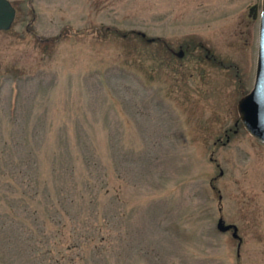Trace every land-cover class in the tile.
Segmentation results:
<instances>
[{
    "label": "rangeland",
    "instance_id": "obj_1",
    "mask_svg": "<svg viewBox=\"0 0 264 264\" xmlns=\"http://www.w3.org/2000/svg\"><path fill=\"white\" fill-rule=\"evenodd\" d=\"M9 1L0 264H264L262 0Z\"/></svg>",
    "mask_w": 264,
    "mask_h": 264
},
{
    "label": "water",
    "instance_id": "obj_2",
    "mask_svg": "<svg viewBox=\"0 0 264 264\" xmlns=\"http://www.w3.org/2000/svg\"><path fill=\"white\" fill-rule=\"evenodd\" d=\"M249 15L254 19L256 18V6L250 7ZM15 16L16 10L11 2L9 0H0V32L8 31L11 28ZM139 34L143 38L146 37L144 33ZM148 41L153 42L154 39H148ZM175 54L181 58L184 52L180 49ZM237 112L246 131L258 142L264 144V0H262L261 14L259 17L258 50L254 84L250 92L238 101ZM217 229L220 232L232 230V237L240 241L237 234V227L235 225H225L222 218L217 222Z\"/></svg>",
    "mask_w": 264,
    "mask_h": 264
},
{
    "label": "trees",
    "instance_id": "obj_3",
    "mask_svg": "<svg viewBox=\"0 0 264 264\" xmlns=\"http://www.w3.org/2000/svg\"><path fill=\"white\" fill-rule=\"evenodd\" d=\"M140 36H141V35H140ZM125 37H126V35H123V38H125ZM145 38H146V37H145ZM145 38L142 37V39H145ZM157 41H158V39H154L153 43H154V42H157ZM146 42H147V43H151V42H149L148 40H146ZM166 48H167V46H165V49H166ZM167 49H168V48H167ZM167 49H166V51H167ZM167 53H168L169 55L172 54V52H169V51H167Z\"/></svg>",
    "mask_w": 264,
    "mask_h": 264
}]
</instances>
